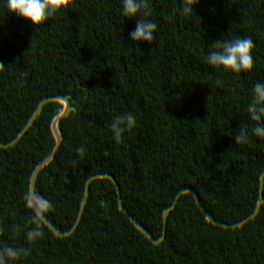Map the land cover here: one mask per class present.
<instances>
[{"label":"trees","instance_id":"16d2710c","mask_svg":"<svg viewBox=\"0 0 264 264\" xmlns=\"http://www.w3.org/2000/svg\"><path fill=\"white\" fill-rule=\"evenodd\" d=\"M149 3L155 39L137 43L143 17L121 0H73L38 27L0 0V247L31 249L10 264H264V138L247 111L264 0H198L188 17ZM237 36L252 71L210 66L211 44ZM125 113L136 124L117 144ZM29 188L53 204L31 244Z\"/></svg>","mask_w":264,"mask_h":264},{"label":"clouds","instance_id":"9594fccd","mask_svg":"<svg viewBox=\"0 0 264 264\" xmlns=\"http://www.w3.org/2000/svg\"><path fill=\"white\" fill-rule=\"evenodd\" d=\"M72 2L73 0H6V6L9 13L15 14L38 27L61 10L69 8ZM196 3L198 0H180L181 15L184 17L193 15V6ZM121 4V16L125 18L143 17L136 19V27L130 33L131 40L137 43L153 42L157 24L147 19L152 14L149 0H121ZM173 4L176 5V0H173ZM254 47L253 40L247 36L243 38L237 36L233 39L224 38L211 44L212 50L208 53L206 60L210 66L216 69H223L236 74L251 72L254 67L252 57ZM0 68H4L2 63H0ZM216 84L222 85V81L217 79ZM247 111L250 114V119L256 122L251 128L252 134L258 138H264V83L256 82L253 85L252 98L247 106ZM135 124L136 119L130 113L116 115L109 125L115 142L121 143L122 136L126 132H130ZM247 142L248 133L241 127L235 135V143L240 145ZM84 153L85 148L83 146L76 149L77 156L83 157ZM70 163L75 166L76 161ZM23 199L26 208L32 212L26 221V224L32 225V227L25 232L26 239L31 244L43 237L42 226L47 215L53 210V204L31 188L27 190ZM12 231L18 235L21 231L20 226H13ZM30 251V248L12 247L5 244L0 247V264H10V262L19 260L21 257H27L30 255Z\"/></svg>","mask_w":264,"mask_h":264}]
</instances>
